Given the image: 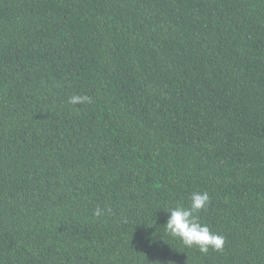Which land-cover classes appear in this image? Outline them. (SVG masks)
<instances>
[{
    "label": "trees",
    "instance_id": "16d2710c",
    "mask_svg": "<svg viewBox=\"0 0 264 264\" xmlns=\"http://www.w3.org/2000/svg\"><path fill=\"white\" fill-rule=\"evenodd\" d=\"M0 264H264V0H0Z\"/></svg>",
    "mask_w": 264,
    "mask_h": 264
},
{
    "label": "clouds",
    "instance_id": "9594fccd",
    "mask_svg": "<svg viewBox=\"0 0 264 264\" xmlns=\"http://www.w3.org/2000/svg\"><path fill=\"white\" fill-rule=\"evenodd\" d=\"M88 98L84 96H72L70 103H85ZM210 197L207 192L194 191L188 206H176L168 208L169 212L163 228L169 236L179 239L186 248H197L200 253L206 254L209 249L222 250L224 237L214 233L206 224H202L199 214L209 204ZM96 215L100 214L97 209Z\"/></svg>",
    "mask_w": 264,
    "mask_h": 264
}]
</instances>
